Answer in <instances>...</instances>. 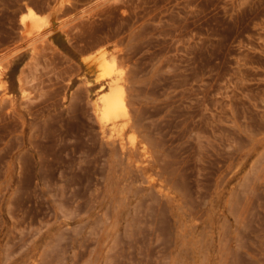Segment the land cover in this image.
<instances>
[{
    "label": "rangeland",
    "instance_id": "obj_1",
    "mask_svg": "<svg viewBox=\"0 0 264 264\" xmlns=\"http://www.w3.org/2000/svg\"><path fill=\"white\" fill-rule=\"evenodd\" d=\"M0 264H264V0H0Z\"/></svg>",
    "mask_w": 264,
    "mask_h": 264
},
{
    "label": "bare ground",
    "instance_id": "obj_2",
    "mask_svg": "<svg viewBox=\"0 0 264 264\" xmlns=\"http://www.w3.org/2000/svg\"><path fill=\"white\" fill-rule=\"evenodd\" d=\"M86 64H87L89 71L95 75L94 77L95 82L97 84H100L101 86L104 85V82L108 81L107 78L108 76H110V73H111L110 71L114 67V61L108 59V56L105 50H100L96 52L93 56H91L86 61ZM122 93H123L122 87H120L117 84L111 85L110 90L107 91V93H105L100 98V101H101L100 112L102 113L101 115L108 117L113 112H115V110L118 107V102L121 101L122 99L121 98ZM104 116H101V118L102 117L105 118Z\"/></svg>",
    "mask_w": 264,
    "mask_h": 264
}]
</instances>
